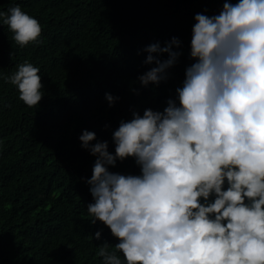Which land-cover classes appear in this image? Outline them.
I'll return each mask as SVG.
<instances>
[{
    "label": "clouds",
    "instance_id": "clouds-1",
    "mask_svg": "<svg viewBox=\"0 0 264 264\" xmlns=\"http://www.w3.org/2000/svg\"><path fill=\"white\" fill-rule=\"evenodd\" d=\"M193 19L192 62L163 109L120 120L114 151L94 131L78 137L95 157L91 224L116 240L100 244L101 264H264V0H223L218 13ZM0 25L20 47L41 42L39 21L19 4L0 11ZM181 43L144 46L151 67L136 77L141 87L167 80ZM39 73L25 60L0 78L32 107L45 95ZM105 100L112 107L119 97ZM129 158L137 172L111 170Z\"/></svg>",
    "mask_w": 264,
    "mask_h": 264
},
{
    "label": "trees",
    "instance_id": "trees-1",
    "mask_svg": "<svg viewBox=\"0 0 264 264\" xmlns=\"http://www.w3.org/2000/svg\"><path fill=\"white\" fill-rule=\"evenodd\" d=\"M222 3L0 0V11L19 4L42 28L39 44L20 47L0 25V74L27 60L40 68L45 94L29 107L0 78V264H101L100 244L116 240L102 222L91 224L86 179L95 157L78 137L83 129L94 131L114 151L111 132L120 120L132 110H162L192 62L194 15L218 13ZM173 36L182 42V55L167 80L141 87L136 77L151 67L142 49ZM106 92L119 97L112 107ZM111 170L138 171L130 158ZM97 230L99 240L92 236Z\"/></svg>",
    "mask_w": 264,
    "mask_h": 264
}]
</instances>
